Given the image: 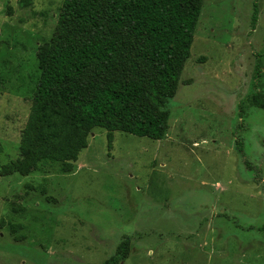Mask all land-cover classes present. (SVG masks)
Returning <instances> with one entry per match:
<instances>
[{
  "label": "rangeland",
  "instance_id": "rangeland-1",
  "mask_svg": "<svg viewBox=\"0 0 264 264\" xmlns=\"http://www.w3.org/2000/svg\"><path fill=\"white\" fill-rule=\"evenodd\" d=\"M63 1L0 0V165L20 155L38 46ZM253 3L204 1L165 138L115 131L110 147L96 127L72 173L42 161L0 176V264H104L126 236L119 264H264V0L255 24Z\"/></svg>",
  "mask_w": 264,
  "mask_h": 264
},
{
  "label": "trees",
  "instance_id": "trees-1",
  "mask_svg": "<svg viewBox=\"0 0 264 264\" xmlns=\"http://www.w3.org/2000/svg\"><path fill=\"white\" fill-rule=\"evenodd\" d=\"M204 1L64 0L53 36L38 46L40 75L20 155L0 165V176L28 175L42 161L72 173L96 127L108 130L110 147L115 131L165 138L168 102L190 57ZM253 6L255 24L258 0ZM24 228L11 224L12 233ZM130 243L126 236L104 264L127 258Z\"/></svg>",
  "mask_w": 264,
  "mask_h": 264
}]
</instances>
